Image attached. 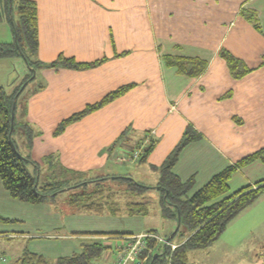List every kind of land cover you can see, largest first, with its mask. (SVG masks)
<instances>
[{
	"label": "crops",
	"instance_id": "0c3cea01",
	"mask_svg": "<svg viewBox=\"0 0 264 264\" xmlns=\"http://www.w3.org/2000/svg\"><path fill=\"white\" fill-rule=\"evenodd\" d=\"M30 1L37 8L38 61L48 64L59 56L81 64L98 61L78 69L38 66L34 80L19 97L15 139L25 154L18 151L38 166L39 175L40 169L48 173L45 158L55 156L65 169L84 173L86 178L128 175L140 182L138 171H148L155 185L159 175L152 167H159L186 128L192 127L200 138L183 148L172 172L182 181L192 177V191H196L225 167L264 147V0ZM244 11L256 15L260 30L247 21ZM6 24L0 22V43L13 40ZM221 50L244 62L251 72L234 80L219 56ZM164 55L199 58L207 67L196 78L178 75L165 65ZM26 73L19 58H0V87L7 92ZM129 85L124 94L55 135L62 121ZM123 133L125 140L118 141ZM148 137L156 144L144 163L117 162V157L134 153L140 139ZM262 179L264 164L253 162L232 175L227 195ZM3 204L8 215L0 214V229L7 222L16 225L0 230V240L25 243L22 254L27 251L48 259L70 256L81 251V241L98 240L94 233L152 231L158 236L153 224L145 221L147 215L51 212L48 203L12 199L0 181V209ZM248 207V212L257 207L255 214L264 220V192L235 218ZM87 220L94 225H84ZM18 222L28 227L14 231ZM244 230L249 234L254 228ZM221 236L211 248L219 239L229 245ZM207 248L189 251L187 264L197 252H210Z\"/></svg>",
	"mask_w": 264,
	"mask_h": 264
},
{
	"label": "trees",
	"instance_id": "16d2710c",
	"mask_svg": "<svg viewBox=\"0 0 264 264\" xmlns=\"http://www.w3.org/2000/svg\"><path fill=\"white\" fill-rule=\"evenodd\" d=\"M243 15L249 23L260 30L254 13L244 11ZM14 16L17 18L16 22ZM3 20L10 24L13 40L10 43H0V58H19L27 69L21 82L11 92L0 87V181L11 198L37 205L53 200L59 192L77 188L75 192L68 195V203L76 213L111 216L125 214L133 217L149 214L145 194L148 190H156L159 193L160 216L175 223V229L167 239L170 241L172 237L178 235L180 240L179 245L173 251L163 245V251L159 252L155 251L158 242L152 239L141 256L145 259L143 264H187L189 251L209 247L220 237L227 224L264 192V179H262L254 186H245L227 195L229 181L234 173L256 161L264 164V147L225 167L213 175L201 188L192 191L194 186L192 177L182 181L172 172L183 148L200 138L192 127L186 128L182 138L163 163L159 167H152L159 175L155 185H143L128 175L86 178L84 173L65 169L55 156L45 158L50 176L40 182L38 166L18 151L13 140V133L18 127L15 119L17 101L27 83L34 80L32 75L38 66L78 69L95 65L98 61L92 64H81L62 56L48 64L38 61L37 8L33 1L2 0L0 22ZM219 56L224 60L234 80H239L251 72L244 62L227 51L221 50ZM162 59L167 67L175 68L178 75L189 78L200 76L207 67V62L199 58L164 55ZM261 64L264 65V55ZM41 87L38 86V89ZM130 88V85L120 87L109 93L99 103L62 121L56 128L55 135L60 134L68 124L124 94ZM11 114L13 115L12 126ZM23 129L30 138L31 134L27 127L23 126ZM124 136L125 133L118 141ZM118 141L113 144V149ZM155 144L156 140L151 137L140 139L135 148L138 151L136 161L144 163ZM133 151L127 153L128 156H126L131 157L135 153ZM28 165L33 167V173L28 170ZM110 181L117 186L113 187L112 183H108ZM149 233L153 232L149 231ZM81 235L90 234L82 233ZM91 235L120 239L130 234L94 233ZM105 249L106 247L100 240H93L82 244L79 253L55 259L25 251L15 264H95ZM155 254L157 256L153 258Z\"/></svg>",
	"mask_w": 264,
	"mask_h": 264
},
{
	"label": "rangeland",
	"instance_id": "374dc122",
	"mask_svg": "<svg viewBox=\"0 0 264 264\" xmlns=\"http://www.w3.org/2000/svg\"><path fill=\"white\" fill-rule=\"evenodd\" d=\"M14 21L15 22L17 21L16 16H14ZM6 25L9 26V24H6ZM1 35L2 34L0 32V37ZM0 40H3V39H0ZM29 83H31V81L28 82L27 84ZM16 133L17 131H14L13 133V138L16 143V146L22 154H25V152L22 150L20 143H18V140L15 139ZM28 139L30 140L29 137ZM27 168L31 173H33V167L31 165H28ZM49 173L46 174L45 171L40 169V175H39L40 182L45 181L46 178L50 176ZM137 174L139 175V177L136 176V178L137 180L140 181L141 184L147 185V186L153 185L152 176L150 172L138 171ZM108 183H112V182L110 181ZM112 185L113 187L117 186L113 183ZM76 189L59 192L53 200H48L46 203H48L47 205H49L50 209L53 210L51 212H54L55 210L59 211L62 209L71 211L72 208L70 204L68 203V199H69L68 195L70 193L75 192ZM145 200L147 201L149 205V210H150L149 214L147 216H144L146 217L145 221H147L149 225L153 224L151 226L155 228L156 234H158L159 237L161 236L164 239H167L172 233V231L175 229V223L172 221L166 220L160 216L159 211H158L159 193L156 190H148V192L145 194ZM6 208L7 207L3 204L0 209V214L4 216L8 215V213L5 212ZM248 209L249 207L245 210L244 214L238 215L236 218L234 217L227 224L225 230L223 231V234H221L222 236L220 235L221 237H224L225 240H227L229 245H225V244L223 245L221 242H219L221 240L219 239L218 245H220V249H218L219 246L216 244L214 248H211L213 247V245H211L209 248H207V250H205V251H210V252H208L207 254L206 252H197L195 256L191 257L189 264H264V220H262L261 218H258L257 215L255 214L257 207L252 209L250 212H248ZM31 212L32 210L27 211V215L24 214V217L29 216ZM81 214H84V213H81ZM86 215H89V214H86ZM24 220L26 221V223H30L29 218H25ZM241 221H242V224L239 223ZM89 223L91 225H94V222L92 220L85 221L84 225L87 226ZM101 223L104 224V222H101ZM11 225H16V224H11V222H7L6 224H4L5 229H0V230H3V231L9 230L8 228H10ZM246 226L249 227L251 230L254 228L253 232H250L248 234L246 230L242 231L244 227ZM27 227H28V224L26 226L25 225L23 226L21 222H18V225L15 227L16 229H13V230L14 231L15 230H25ZM33 228L34 230H39L36 227H33ZM28 230L30 232H33L32 229L30 228ZM238 234H246L247 237L243 239L242 237L238 236ZM98 240H100L104 244L106 249L103 251L99 259L95 261V264L111 263L115 258V249L120 244L121 240L118 238H107V237H99ZM179 240H180V237L176 235L170 239V242L173 244L179 245L178 244ZM81 243H86V241L84 242L81 241ZM241 243L242 245L239 246V244ZM24 245L25 243L21 242L20 240L15 239L12 241H8V240L1 239L0 240V254L6 259V262L4 263L0 262V264H15L17 260V256H22L21 248ZM213 249H218V250H216V252H213ZM155 251L162 252L163 244L157 243L155 247Z\"/></svg>",
	"mask_w": 264,
	"mask_h": 264
},
{
	"label": "built area",
	"instance_id": "2783aa9c",
	"mask_svg": "<svg viewBox=\"0 0 264 264\" xmlns=\"http://www.w3.org/2000/svg\"><path fill=\"white\" fill-rule=\"evenodd\" d=\"M138 156L136 151L131 157H126L124 154L117 157V162L123 163L127 161H135ZM156 240L173 251L178 245L171 243L169 240L149 232L125 235L120 238L121 242L115 249V258L109 264H143L144 259L141 258L148 243L151 240ZM0 262H6V259L0 256Z\"/></svg>",
	"mask_w": 264,
	"mask_h": 264
},
{
	"label": "water",
	"instance_id": "95a60500",
	"mask_svg": "<svg viewBox=\"0 0 264 264\" xmlns=\"http://www.w3.org/2000/svg\"><path fill=\"white\" fill-rule=\"evenodd\" d=\"M1 5H2V0H0V7H1ZM34 77V74L32 75V78ZM23 88V86L21 87V89ZM13 108V107H12ZM12 121H13V115L11 114V126H12ZM168 240V239H167ZM157 256V254H155L154 256H153V258H155Z\"/></svg>",
	"mask_w": 264,
	"mask_h": 264
}]
</instances>
